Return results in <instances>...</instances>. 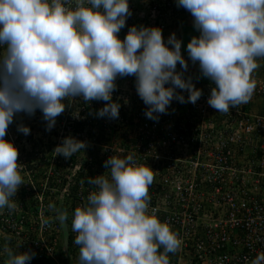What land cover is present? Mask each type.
I'll return each mask as SVG.
<instances>
[{
  "label": "clouds",
  "instance_id": "clouds-1",
  "mask_svg": "<svg viewBox=\"0 0 264 264\" xmlns=\"http://www.w3.org/2000/svg\"><path fill=\"white\" fill-rule=\"evenodd\" d=\"M176 5L191 14L193 26H187L199 34L187 44V59L176 33L165 39L158 26L132 25L120 38L133 15L130 0H0V210H17L13 198L25 184L19 149L6 139L20 114L32 117L39 110L50 132L79 99L104 102L95 116L116 120L117 80L134 77L146 118L158 122L174 100L196 104L203 95L186 76L189 60L198 64V78L214 84L207 103L216 112L228 114L250 102L257 87L253 73L264 60V0H176ZM17 131L29 135L31 129L21 123ZM87 147L68 136L53 152L67 160ZM104 167L107 174L88 178L93 190L71 220L79 264H170V254L183 242L150 206L152 168L132 152L110 156ZM47 210L53 215L42 218V227L57 221L67 240L68 213L52 202ZM3 251L5 264H30L36 255L15 253L8 243ZM251 264H264V252Z\"/></svg>",
  "mask_w": 264,
  "mask_h": 264
},
{
  "label": "built area",
  "instance_id": "built-area-1",
  "mask_svg": "<svg viewBox=\"0 0 264 264\" xmlns=\"http://www.w3.org/2000/svg\"><path fill=\"white\" fill-rule=\"evenodd\" d=\"M142 7L138 24L161 27L165 39L173 32L182 39L185 25L181 19L191 20L187 25L193 26L191 14L178 8L176 0H144ZM132 23L130 27L136 22ZM186 49L187 45L182 53L187 59ZM258 62L261 67L253 73L257 87L252 99L230 109L228 114L216 112L208 105L214 84L207 78H198V64L193 65L190 60L186 76L193 77L203 95L196 104L174 100L168 114L161 115L158 122L146 118V105L137 95L135 78L118 79L117 82L126 79L127 88L118 85L113 99L139 107L131 118L126 117L124 109L118 122H102L103 130L94 134L88 133L83 124L82 128L66 127L88 144L81 151L84 165L74 166L82 175L80 185L73 192H65L71 220L75 208L85 204L93 190L88 178L104 174V162L110 156L123 158L132 152L138 163L154 172L149 188L150 206L159 209V219L168 222L182 239L181 249L170 254V264H251L256 255L264 252V106H258V101H264V60ZM183 94L187 98L188 93ZM6 139L18 143L9 129ZM22 154L26 152L20 148L19 158L24 161ZM53 182L46 180L41 195L34 182H29L39 207L36 202L33 208L19 201L15 212L0 211V264L8 258L3 251L5 243L15 253L35 252L30 264H58L57 234L62 233V226L55 220L41 225L42 218L52 216L42 204V196L53 190ZM68 227L65 248L71 249L79 263L71 223Z\"/></svg>",
  "mask_w": 264,
  "mask_h": 264
},
{
  "label": "rangeland",
  "instance_id": "rangeland-1",
  "mask_svg": "<svg viewBox=\"0 0 264 264\" xmlns=\"http://www.w3.org/2000/svg\"><path fill=\"white\" fill-rule=\"evenodd\" d=\"M143 4L144 0H131L130 8L133 12V15L128 18L127 26L119 33L120 38H122L121 35L125 32V30L130 27V22H136L134 25H140L138 24V19L140 17L141 9L143 8ZM181 20L186 26L189 24V21H191L183 19ZM181 40L183 41V39ZM182 48H184L183 44ZM3 51L4 48L0 47V54H2ZM126 81L127 80L125 79L123 81L117 82V84L127 88L124 84ZM126 102L128 106L125 105L126 103L124 101V103L121 104L120 112L125 109L127 114L126 117L128 116L131 118L135 111L139 109V107H132L128 103L129 101ZM258 103V106H260V109H262V105L264 106V101H258ZM103 106L104 102L102 101H93L91 104H85L82 100H75L73 101V106L66 109V111L57 118L56 126L50 132L46 131V122L43 121L42 113L39 110H37L36 114L32 117H29L26 114L18 115L17 117L21 121H18L17 117L15 118L14 123L9 127V131L11 132L12 137L13 135L17 136L16 142L18 143H15V145L18 147V149L21 148L23 152H26V155L22 154V157H25L24 161H22V159L19 157L18 159L20 161L19 163L27 167L26 169H23L21 173L24 176L25 184L20 187L16 197L13 198L16 203L22 201L35 208L36 202L37 207H39L38 201L34 199V194H32L33 189L30 187L29 182L31 180L34 182L35 188L37 191H40L39 193L41 195V191L45 186L46 180L51 182L53 179V190L50 191V193H44L42 196V204L47 206L50 202H52L55 203L58 208H61L65 211L67 210L69 202L67 200L66 193L73 192L80 185V179L82 178V175H80V171H78L77 168L84 165V153L78 152L73 157L66 160L63 156H56L53 150L62 142L64 137L73 136L80 140V135L74 136L69 130H66V127L71 125L75 126L76 128H80V126L76 124V122L79 120H82L83 126L88 130L87 132L91 134H94L95 132H101L103 130L102 122H105L106 124H114L113 120H109L107 117L98 118L95 116V113ZM115 121L118 122L117 119ZM21 123L30 127L31 132L29 135H24L23 133L17 131V126ZM128 123L129 126H132L129 121ZM121 127L123 126H119V128ZM127 129L131 130L129 128ZM75 165H77V168L74 167ZM66 212L68 213V229V225L71 223V217L69 212ZM66 243L67 240L65 239V235L62 230V233L60 232L57 234L58 252L56 253L55 258L57 259L58 264H79L76 255L71 252V249L65 248L67 245Z\"/></svg>",
  "mask_w": 264,
  "mask_h": 264
},
{
  "label": "trees",
  "instance_id": "trees-1",
  "mask_svg": "<svg viewBox=\"0 0 264 264\" xmlns=\"http://www.w3.org/2000/svg\"><path fill=\"white\" fill-rule=\"evenodd\" d=\"M197 30L195 28L189 27V26H184L182 29V39H183V46L184 48L186 45L190 42L193 36H196ZM183 48V49H184ZM83 123H78L80 125V128H82Z\"/></svg>",
  "mask_w": 264,
  "mask_h": 264
},
{
  "label": "water",
  "instance_id": "water-1",
  "mask_svg": "<svg viewBox=\"0 0 264 264\" xmlns=\"http://www.w3.org/2000/svg\"><path fill=\"white\" fill-rule=\"evenodd\" d=\"M62 230H63V232L65 233V229H64V227H62Z\"/></svg>",
  "mask_w": 264,
  "mask_h": 264
}]
</instances>
